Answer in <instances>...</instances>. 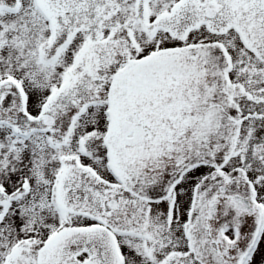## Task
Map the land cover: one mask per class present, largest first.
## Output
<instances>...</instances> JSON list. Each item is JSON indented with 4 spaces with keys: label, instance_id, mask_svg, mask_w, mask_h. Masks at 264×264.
<instances>
[{
    "label": "snow or ice",
    "instance_id": "6c2138e0",
    "mask_svg": "<svg viewBox=\"0 0 264 264\" xmlns=\"http://www.w3.org/2000/svg\"><path fill=\"white\" fill-rule=\"evenodd\" d=\"M0 264H264V0H0Z\"/></svg>",
    "mask_w": 264,
    "mask_h": 264
}]
</instances>
